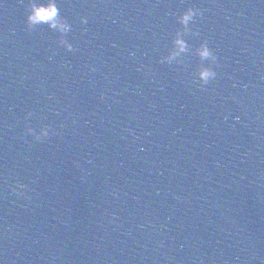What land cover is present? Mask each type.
<instances>
[{
	"label": "clouds",
	"instance_id": "1",
	"mask_svg": "<svg viewBox=\"0 0 264 264\" xmlns=\"http://www.w3.org/2000/svg\"><path fill=\"white\" fill-rule=\"evenodd\" d=\"M32 11L30 12L27 20L29 26L39 24V23H48L50 27L56 28L59 27L61 31H67L68 25L64 23H58V9L55 4V0H49L46 5H35L32 6ZM202 13L199 9L194 7H188L181 15L178 17L179 24L183 27L184 33H187L189 24L193 21V19ZM82 23H87V18L82 17ZM61 43L65 45V47L72 51V46L67 44L66 41L61 40ZM174 48L169 54V58H174L178 56L181 52L186 51L187 45L184 39L182 38V33L177 32L176 38L174 40ZM197 54L200 56L202 60L211 59L215 63L217 61L216 56L214 55L212 49L209 48L207 42L205 41L200 45L197 49ZM89 71H95L94 66H89ZM198 75L200 78L201 85L207 84L209 81L214 80L216 78V72L210 66H201ZM29 115H31L29 113ZM26 135H31L34 140L40 141L48 138L50 135L55 134V131L50 129L48 125H44L39 128L37 131L33 127H27L25 129ZM20 187H23L21 185ZM15 190V189H14Z\"/></svg>",
	"mask_w": 264,
	"mask_h": 264
},
{
	"label": "water",
	"instance_id": "2",
	"mask_svg": "<svg viewBox=\"0 0 264 264\" xmlns=\"http://www.w3.org/2000/svg\"><path fill=\"white\" fill-rule=\"evenodd\" d=\"M0 264H40L1 205Z\"/></svg>",
	"mask_w": 264,
	"mask_h": 264
}]
</instances>
